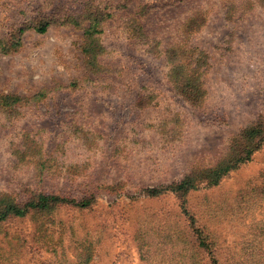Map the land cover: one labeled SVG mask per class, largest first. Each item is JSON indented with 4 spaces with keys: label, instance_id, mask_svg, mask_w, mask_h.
Here are the masks:
<instances>
[{
    "label": "rangeland",
    "instance_id": "rangeland-1",
    "mask_svg": "<svg viewBox=\"0 0 264 264\" xmlns=\"http://www.w3.org/2000/svg\"><path fill=\"white\" fill-rule=\"evenodd\" d=\"M101 2L116 14L92 69L85 16ZM201 3L211 13L186 41L203 51L193 64L206 91L192 103L170 78L175 57L138 46L128 22L137 11L169 43ZM259 114L264 0H0V200L68 198L0 221V264H262L264 142L216 184L173 189L226 159Z\"/></svg>",
    "mask_w": 264,
    "mask_h": 264
},
{
    "label": "trees",
    "instance_id": "trees-1",
    "mask_svg": "<svg viewBox=\"0 0 264 264\" xmlns=\"http://www.w3.org/2000/svg\"><path fill=\"white\" fill-rule=\"evenodd\" d=\"M183 1V0H180ZM209 3H201L198 6L190 7L188 9V15L184 18L181 24V35L183 37H177L174 41L167 43L161 36H153L151 31H146L140 19L142 15L137 16V11L131 12L133 14V19L128 22L130 37L135 40L138 46L145 48L150 52L165 54L170 59L171 56L175 58L180 57L179 60L175 58L171 59V68H170V78L175 80L177 85V79H180L182 82V88L180 90L185 94L186 99L192 103L201 102L202 97L205 94V88L203 90L200 84H196L195 78L198 79L202 76L204 70H201L197 64H193V59L200 61L203 51L199 50L198 47H192L186 41L187 34L190 32H196L202 28V26L208 20V15L210 10ZM231 5V4H230ZM90 8L86 12V16L89 19V25L85 27L84 33L87 37V42L84 46V51L89 57L88 64L92 69H100L103 65L98 59V55L102 54L105 51V45L101 40L96 37V34H99L103 31V24L107 18H113L116 14V10L107 11L105 7L102 6V2L98 3L96 6ZM231 6L226 10V14L231 13ZM235 8H240L238 4L234 6ZM151 7L146 8L148 13ZM75 24H79L77 17L72 20ZM51 20L47 19L42 22L40 26L35 28L43 32L47 29ZM25 27H21L20 32H22ZM183 32V33H182ZM180 38V39H179ZM20 44V39L13 44L15 48ZM7 51V50H4ZM196 55V56H195ZM188 62H186V61ZM176 77V78H175ZM203 85V83H202ZM204 87V86H203ZM179 88V87H178ZM5 104H12L13 102H18L23 99L19 95H5L3 97ZM264 142V114H259L257 118L249 123L247 126L240 129L236 132L231 140L229 145L228 156L226 159L216 163L211 169L209 167H203L202 169L196 171L200 174L190 173L186 178L174 184V190H181V192H186L191 189L196 188L200 180L206 178L212 184H216L217 181L226 174L228 171L236 168L241 163H244L251 159L253 153L260 148ZM208 169V170H207ZM149 190V189H148ZM147 190V191H148ZM150 191V190H149ZM151 191H155L152 190ZM68 198H60L54 194H39L36 200H30L25 204H19L10 199H1L0 200V221L5 220L9 216H21L30 209H47V211L54 210L58 201L65 202ZM74 205L85 207L89 204V200H69ZM199 245L208 244L202 239L199 240ZM210 248V245L208 246ZM211 249V248H210ZM214 264H218L216 257L214 256ZM257 264H261L258 263ZM264 264V259L262 260Z\"/></svg>",
    "mask_w": 264,
    "mask_h": 264
}]
</instances>
